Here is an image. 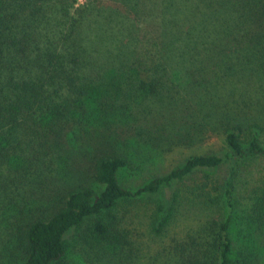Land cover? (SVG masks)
I'll return each mask as SVG.
<instances>
[{
  "label": "trees",
  "instance_id": "trees-1",
  "mask_svg": "<svg viewBox=\"0 0 264 264\" xmlns=\"http://www.w3.org/2000/svg\"><path fill=\"white\" fill-rule=\"evenodd\" d=\"M76 4L0 0V264H248L232 257V213L160 260L139 254L115 208L157 196L159 236L177 201L163 190L195 172L208 180L229 159L230 208L237 167L253 178L264 160V0ZM209 139L223 155L197 149ZM156 163L143 185L121 181ZM207 185L193 200L212 204L220 186ZM250 189L264 206V177Z\"/></svg>",
  "mask_w": 264,
  "mask_h": 264
},
{
  "label": "rangeland",
  "instance_id": "rangeland-1",
  "mask_svg": "<svg viewBox=\"0 0 264 264\" xmlns=\"http://www.w3.org/2000/svg\"><path fill=\"white\" fill-rule=\"evenodd\" d=\"M87 0H77L76 7L83 6ZM206 149L211 147L216 153L223 155L225 147L221 139H212L201 141L197 144V149L204 145ZM195 148V147H194ZM202 148V147H201ZM204 150V149H203ZM180 153L167 154L159 164V170L156 174L168 171L171 166L178 162L182 157L190 153V149H181ZM179 164V163H177ZM156 164L145 167L144 170L126 171L121 174V181L127 183L132 188L143 185L151 173L148 169H154ZM176 166V165H175ZM232 166L231 160L227 159L215 171L208 173L209 179H205L204 173L195 172L184 181L176 183L163 190L165 198L177 195V201L174 203L175 212L173 219L167 229L159 236L150 232L151 215L154 211L153 201L156 197H143L138 200H126L121 202L115 210V213L123 218L121 227L128 231V235L139 249V254L144 256H154L158 254V259L164 260L166 252H175L174 245L182 243L187 235H198L199 229L206 222L216 220L220 222L232 213L230 235L233 240V259L248 264H264V206L257 205L256 196L260 193L257 189H250L259 179L264 177V160L252 166V179L246 174V171L238 168L237 178L234 179L235 188L231 195L229 203L230 208L222 198V184L229 177V170ZM240 169V170H239ZM206 174V173H205ZM208 183L209 187L220 188L211 193L213 200L211 205H205L203 202L193 200L191 194L192 188ZM255 190L257 193H255ZM138 245V246H137ZM70 256V255H69ZM241 264V263H240Z\"/></svg>",
  "mask_w": 264,
  "mask_h": 264
}]
</instances>
